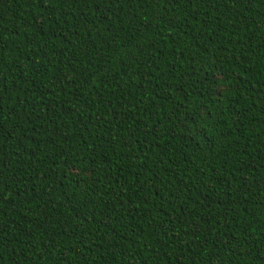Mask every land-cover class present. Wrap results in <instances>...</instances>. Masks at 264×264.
Here are the masks:
<instances>
[{
	"label": "trees",
	"instance_id": "16d2710c",
	"mask_svg": "<svg viewBox=\"0 0 264 264\" xmlns=\"http://www.w3.org/2000/svg\"><path fill=\"white\" fill-rule=\"evenodd\" d=\"M0 264H264V0H0Z\"/></svg>",
	"mask_w": 264,
	"mask_h": 264
}]
</instances>
